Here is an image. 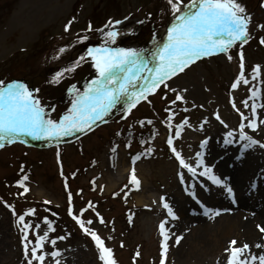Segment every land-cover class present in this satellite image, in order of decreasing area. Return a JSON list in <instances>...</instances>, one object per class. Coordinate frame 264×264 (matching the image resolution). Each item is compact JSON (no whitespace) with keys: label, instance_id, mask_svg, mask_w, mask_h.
<instances>
[{"label":"rangeland","instance_id":"374dc122","mask_svg":"<svg viewBox=\"0 0 264 264\" xmlns=\"http://www.w3.org/2000/svg\"><path fill=\"white\" fill-rule=\"evenodd\" d=\"M179 12L171 0H0V83L25 80L2 100L18 92L9 109L35 110L40 126L61 133L109 97L120 77L113 59L125 54L122 63L135 67ZM224 14L251 23L244 38L192 63L123 118L115 110L86 132L81 120L64 135H83L59 149L0 150V264H264V246L254 254L221 242L223 222L253 219L255 202L234 195L230 208L236 190L223 175L198 194L207 172L198 163L214 141L233 147L227 177L258 181L264 192V0H201L189 25ZM94 45L103 51L89 52ZM93 58L88 76L74 75ZM37 78L45 95L31 84ZM132 130L151 133L146 145L123 141ZM197 194L205 213L189 201Z\"/></svg>","mask_w":264,"mask_h":264},{"label":"bare ground","instance_id":"6f19581e","mask_svg":"<svg viewBox=\"0 0 264 264\" xmlns=\"http://www.w3.org/2000/svg\"><path fill=\"white\" fill-rule=\"evenodd\" d=\"M192 10L190 8L183 7L180 12L178 13V17L176 22H174L170 27H168L165 30V33L162 36L161 41L155 45L150 51L146 52L139 62V64L136 66V68H129L127 66L123 67L121 69V77L123 80L129 79L131 82L129 83V86L125 89H117L114 91V95L111 96L112 101H115V97H123L122 100H125L129 98V92L135 91L137 89V84H143V81L140 80L144 79L148 71H152L153 67L156 66L157 63H160L162 60V57L164 55V50L170 49L171 47L168 46V41L171 39L176 31V29L182 28L183 29V21L186 19V17L189 15V13ZM234 17L231 21L232 25H236V22L242 20V16H232ZM248 23L251 24L248 20L242 21V23L239 26H244V24ZM126 34V33H125ZM124 33L119 32L116 36H122ZM114 39V38H113ZM119 77V79L121 78ZM122 79L119 80V82ZM138 84V85H139ZM131 91V93H132ZM133 94V93H132ZM260 95V91L258 92ZM258 96V95H257ZM115 105V104H113ZM261 109V108H260ZM255 110V109H254ZM257 111V110H256ZM262 115V110H258ZM264 114V113H263ZM40 131H31L26 136H23L25 139L30 140H36L39 139ZM3 136V133H0V138ZM204 149L203 151H206ZM209 153L208 159H203L202 161H199L198 165L200 169H205L208 174L210 175H223L227 178L228 174L225 169V162L233 158V147L232 145L227 144L225 147L224 145H220L217 142H213V144L210 145L209 150H207ZM206 157V152L203 155ZM227 174V175H226ZM227 181V179H226ZM229 185H232V183L229 181ZM264 193V192H262ZM242 199L245 200H252L255 202L256 206V213L253 217V219L248 218L246 216H243V214H234L232 217H228L223 222V230L221 232V242L224 243L226 241H231L232 243H237L238 252H240V249H244L249 246L251 253H259L261 252L263 246H264V225H260L255 221V219H261L264 220V196L261 198H250L247 196H243ZM242 242L245 244L243 245ZM236 247V245H235ZM246 253L245 251H241ZM175 254L179 257H182V253L180 251H176ZM181 255V256H180Z\"/></svg>","mask_w":264,"mask_h":264},{"label":"trees","instance_id":"16d2710c","mask_svg":"<svg viewBox=\"0 0 264 264\" xmlns=\"http://www.w3.org/2000/svg\"><path fill=\"white\" fill-rule=\"evenodd\" d=\"M75 75H82V77H86V76H88V73H87V69L85 68V69H81L80 71H78L77 73H75ZM40 78V77H39ZM39 78H37L36 79V84H34V81H32V83L31 84H33L34 86H35V88L38 90V91H43V89L41 88V87H39L38 86V82H37V80L39 79ZM39 81H43L42 80V78L39 80ZM46 89V88H45ZM42 93H44V91L42 92ZM45 94H46V92H45ZM44 94V95H45ZM48 97H50V96H48Z\"/></svg>","mask_w":264,"mask_h":264}]
</instances>
